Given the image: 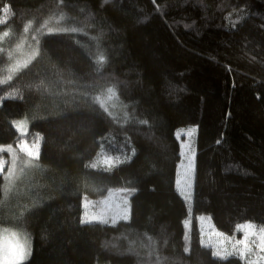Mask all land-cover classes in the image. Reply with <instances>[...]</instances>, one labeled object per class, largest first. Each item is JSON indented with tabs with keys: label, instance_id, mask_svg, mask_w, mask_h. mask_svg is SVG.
<instances>
[{
	"label": "trees",
	"instance_id": "1",
	"mask_svg": "<svg viewBox=\"0 0 264 264\" xmlns=\"http://www.w3.org/2000/svg\"><path fill=\"white\" fill-rule=\"evenodd\" d=\"M0 21V147L42 137L22 183L23 264H246L213 255L199 217L230 237L264 228V0H0ZM109 88L119 117L98 97ZM191 127L193 184L176 208ZM107 157L110 170L88 166ZM121 189L163 195L114 226L81 223L85 200Z\"/></svg>",
	"mask_w": 264,
	"mask_h": 264
},
{
	"label": "rangeland",
	"instance_id": "2",
	"mask_svg": "<svg viewBox=\"0 0 264 264\" xmlns=\"http://www.w3.org/2000/svg\"><path fill=\"white\" fill-rule=\"evenodd\" d=\"M111 95V99L109 96ZM101 101L105 103V105L109 108V110L115 114L117 117L122 112L121 102L115 90L110 94L107 90L102 91V93L98 96ZM26 122V123H23ZM18 123H23V127L18 130V133L21 136H26L28 133V122L26 120L19 121ZM17 123V124H18ZM16 124V125H17ZM196 127L185 128L178 131V135L183 136L181 140V148H182V161L178 170V182L179 189L177 193H173L168 195L172 198L175 203L176 208H178V204L180 201V197L187 196L191 192L192 184H193V171H194V158H195V137H196ZM25 142L28 147H31L33 142H29L27 140H21V142ZM21 142L15 147H12L15 155H16V169L13 177L10 180H6V185L10 184V191H8L7 195H4L3 205L7 209L6 217L9 219L12 224L10 227H4L2 229H10L19 233L21 236H25L20 228V223L25 215V211H23L22 201L26 197L25 190L23 186V182L26 180L27 176L36 171L35 160L32 161L31 164L26 163L30 158L26 155L25 152L21 151ZM34 150V149H33ZM0 152V157L3 158ZM8 153V152H7ZM8 168H11L12 164V154L8 153ZM7 161V159H6ZM96 167H104V169H108L110 166L105 163V159L96 163ZM128 189H121L118 191L111 192L107 197L99 200H85L84 201V212L83 218L92 219L93 217L106 219L109 221L107 224H115L124 221L121 217L124 215V210L127 208L128 217L134 215L143 214V207H140V201L142 198L152 199L154 201L159 195L160 198L163 194L160 192H142L140 193L134 200L131 199V192L126 191ZM144 202V201H143ZM143 202H141V206H143ZM151 202L148 200L147 203ZM128 218V219H129ZM127 219V220H128ZM200 231H201V240L204 245H208L214 251L223 252L224 249H227L229 252L232 250V243L229 242L226 238H231L227 236L222 231H220L212 222L209 216H200L199 217ZM249 224V223H245ZM252 224V223H250ZM244 225V224H243ZM254 225V224H253ZM186 226L189 230L190 222L186 223ZM261 228L256 227V232L259 234V230ZM241 233L240 236H235L236 240H240L245 236V232L239 231ZM223 234V235H220ZM27 236V235H26ZM251 240H256L257 236H251ZM30 240V239H29ZM253 254L251 256H245V262L251 260L255 262V264H264V260L258 259V256H264V252H260L254 245L252 247ZM258 253V256L256 255ZM232 255H228L230 257ZM28 260V259H27ZM25 260V261H27ZM24 261V262H25ZM23 262V263H24Z\"/></svg>",
	"mask_w": 264,
	"mask_h": 264
},
{
	"label": "snow or ice",
	"instance_id": "3",
	"mask_svg": "<svg viewBox=\"0 0 264 264\" xmlns=\"http://www.w3.org/2000/svg\"><path fill=\"white\" fill-rule=\"evenodd\" d=\"M63 2V0H61ZM4 12L9 11V9L5 8L3 10ZM3 21H0L2 23ZM49 31H52L51 29ZM58 31H64V32H76L78 29L76 28H63L58 29ZM5 36L8 35L7 32L4 33ZM105 61V58L103 56H100L97 63H103ZM8 80L11 79V76L7 77ZM0 82H6V81H0ZM108 92L111 94L113 92L112 88L108 89ZM111 95L109 96V99H111ZM99 102V100H98ZM101 107L104 109L105 112H108L107 107H105L103 102H100ZM109 115H112L109 113ZM127 114L125 113V117ZM26 123V122H23ZM23 123H18L16 127L18 130H20L23 127ZM141 123H147L146 121H141ZM42 140V137L39 134H36V140L33 142L31 147H28L25 142H21V151L25 152L26 155L30 158L26 163L31 164L33 160L39 159V141ZM219 142V141H218ZM34 149V150H33ZM0 152H8L12 154V164L11 168L9 169L7 175H5V180H10L15 172L16 169V155L11 145L7 147H0ZM132 154L135 153V150H131ZM125 162L124 160H119V163ZM5 161H3V158L0 157V173H3V165ZM105 163L108 164L110 167L108 170L111 169V166L113 165V160L111 157H107L105 159ZM89 167L95 168L97 165L91 164L88 165ZM11 185H5L4 186V193L7 195L8 191H10ZM126 191H135V189H128ZM128 210L125 208L124 215L121 217L122 219L127 220L128 217ZM93 222H98L102 224L109 223L108 220L93 217L92 219L83 218L81 220L82 224H91ZM115 224V221H113V226ZM256 226L253 224H244V225H238L237 231L245 232V236L240 239L236 240L235 237L226 238L229 240L230 243H232V250L229 252L227 249H224L223 252L217 250L213 252V255H215L220 260L227 259L228 255L233 256H239L241 260L245 259L246 255L251 256L253 254L252 247L253 245L260 251L264 252V228H261L259 230V234L256 232ZM223 235V234H220ZM251 236H257L258 243L256 240H251ZM151 242V238H148ZM208 246V245H206ZM130 251H133V248L129 249ZM187 251V248L185 249ZM152 253H149L151 255ZM31 255V243L29 238L25 236H21L19 233L12 231L10 229H0V264H23L25 260L28 259V257ZM258 256V253L256 254ZM258 259L264 260V256H258ZM156 264H161L160 257L157 256ZM246 264H255V262L249 260L246 262Z\"/></svg>",
	"mask_w": 264,
	"mask_h": 264
}]
</instances>
